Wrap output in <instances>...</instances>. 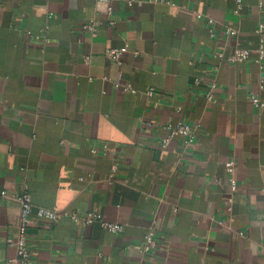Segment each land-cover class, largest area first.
I'll use <instances>...</instances> for the list:
<instances>
[{
	"label": "crops",
	"instance_id": "obj_1",
	"mask_svg": "<svg viewBox=\"0 0 264 264\" xmlns=\"http://www.w3.org/2000/svg\"><path fill=\"white\" fill-rule=\"evenodd\" d=\"M168 1L3 0L0 192L123 229L34 216L24 263L20 205L3 197L0 264H264V0ZM239 48L252 58L217 57ZM181 119L195 142L163 147Z\"/></svg>",
	"mask_w": 264,
	"mask_h": 264
},
{
	"label": "built area",
	"instance_id": "obj_2",
	"mask_svg": "<svg viewBox=\"0 0 264 264\" xmlns=\"http://www.w3.org/2000/svg\"><path fill=\"white\" fill-rule=\"evenodd\" d=\"M136 0H129V5L134 3ZM160 2H167L168 0H159ZM238 2V10L239 13L242 8L243 0H237ZM264 6V1L261 4ZM4 2L3 0H0V10L3 8ZM98 21H90L87 24L84 25V29L96 33L98 26ZM232 29H228L227 33H232ZM256 33L259 37V45L255 49L256 52V62L262 63L264 60V24H260L259 27L256 30ZM40 38V37H38ZM125 49H110L107 51V55L110 58H113L115 60L118 59L120 53L124 51ZM253 50L250 48H239L235 50L230 55H224L223 53H218L217 57L220 59H224L228 62L232 63H245L249 61L253 56ZM149 94H153V91H150ZM209 99H212L213 93L210 92L208 94ZM252 103L257 108H264V102L261 101L258 97L255 95L252 96ZM166 130L168 132V135L162 140L163 147H168L172 140L174 139H182L185 143V145H190L195 142L196 140V132L194 131L193 127L183 121L182 119L177 121L176 123H169L166 126ZM225 168L230 176V182L232 185L233 190H237L238 183L237 179L235 177V171H236V162L234 160H229L225 164ZM7 197L12 198L15 201H17L20 205V214H19V226H18V234L16 238L9 239V243L16 247L17 254L19 259L22 262H27L29 258L31 257V246L29 243V237H28V231L29 227L31 225V221L33 217H37L38 219L55 222L57 221L61 216H69L74 221H82L86 223L87 225H92L93 223L100 221L103 228L107 229L108 231L112 233H117L122 231L123 227L117 223H110L107 221H104L101 217V215L95 211L89 212L86 215H80L78 213H68V212H58L53 209H49L46 207H36L33 203L32 197L28 192H23L19 194L10 195L6 191L0 192V198ZM156 231L155 229H151L144 237V243H143V249L146 252L152 251L156 248Z\"/></svg>",
	"mask_w": 264,
	"mask_h": 264
}]
</instances>
